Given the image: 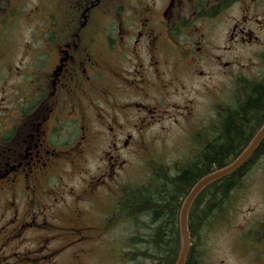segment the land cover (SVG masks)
<instances>
[{
  "label": "flooded vegetation",
  "instance_id": "obj_1",
  "mask_svg": "<svg viewBox=\"0 0 264 264\" xmlns=\"http://www.w3.org/2000/svg\"><path fill=\"white\" fill-rule=\"evenodd\" d=\"M37 2L28 17L0 0V264H55L99 237L118 221L134 162L149 161L151 176L155 163L178 173L245 87L264 84V0ZM17 23L29 37H9ZM216 76L233 89L227 98ZM260 116L224 162L249 146ZM155 125L186 137L158 160ZM240 168L239 190L257 180L263 206L242 211L236 248L243 264H264V135Z\"/></svg>",
  "mask_w": 264,
  "mask_h": 264
},
{
  "label": "trees",
  "instance_id": "obj_2",
  "mask_svg": "<svg viewBox=\"0 0 264 264\" xmlns=\"http://www.w3.org/2000/svg\"><path fill=\"white\" fill-rule=\"evenodd\" d=\"M261 113H264V84L251 83L234 109L226 112L215 139L191 163L176 174L157 164L147 182L123 186L119 200L120 223L129 222L133 227L128 244L144 246V249L136 246L132 252L123 253L125 259L136 257L139 264L143 260L149 264H175L181 248L179 213L184 198L201 177L225 167L238 156L224 162L241 149ZM240 171L241 168L210 182L191 203L187 213L191 244L184 264H202L205 232L221 224L233 192L240 188L241 179L236 176ZM107 226L112 225H104L99 230Z\"/></svg>",
  "mask_w": 264,
  "mask_h": 264
},
{
  "label": "rangeland",
  "instance_id": "obj_3",
  "mask_svg": "<svg viewBox=\"0 0 264 264\" xmlns=\"http://www.w3.org/2000/svg\"><path fill=\"white\" fill-rule=\"evenodd\" d=\"M13 3L20 5L19 12L31 17L37 11V0H11ZM13 38L22 39L31 30L30 24L17 23L9 28ZM256 64V63H255ZM256 67H252L250 71L244 69L243 75H255ZM215 86L217 93L222 92V97L227 98L231 92V88L226 81L215 78ZM221 88V89H220ZM224 100H222L223 102ZM163 123V122H162ZM161 123V124H162ZM148 134H151L153 139V154L148 152V155L154 156L156 160L163 159V155L169 151H176L177 147L186 140L183 130L177 127H168L165 130H160V126H153ZM146 159L134 162L130 168L131 182L130 184H141L146 182L149 177L148 163ZM72 186L75 180L70 182ZM257 180H251L246 191L237 190L233 193V197L229 206L233 205V210L229 214V219L226 226L223 224L214 226L205 232L204 250L202 264H243L241 251L236 248V243L240 237V224L242 211L249 208L258 211L262 206L260 192H257ZM228 206V207H229ZM132 225L129 222H122L114 228H102L103 235L96 240L86 241L79 250L81 253L78 256H71L77 248L75 244H71L64 255L58 256L55 259V264H139L137 258L125 259L123 253L132 252L135 247L144 249L141 244L132 247L131 243H127L129 237L133 233ZM82 251L84 254H82ZM142 261V260H141ZM141 264H149L148 260H143Z\"/></svg>",
  "mask_w": 264,
  "mask_h": 264
},
{
  "label": "water",
  "instance_id": "obj_4",
  "mask_svg": "<svg viewBox=\"0 0 264 264\" xmlns=\"http://www.w3.org/2000/svg\"><path fill=\"white\" fill-rule=\"evenodd\" d=\"M264 135V127L263 129L256 135V137L254 138V140L252 141L250 147L247 149L246 152H244L241 156H239L234 163H232L231 165L220 169L218 171H215L205 177H203L202 179L199 180V182L192 188V190L190 191V193L188 194V196L186 197L183 207L181 209V213H180V229H181V233H182V237H183V245H182V250L180 252L178 261L176 264H183L184 260L187 256L188 253V247H189V234H188V230H187V221H186V216H187V210L188 207L192 201V199L194 198V196L198 193V191L204 186L206 185L208 182L217 179L219 177H222L226 174H228L229 172H232L233 170H235L236 168H238L241 163L245 160V158L247 157V155L249 154V152L256 146V144L258 143V141L261 139V137Z\"/></svg>",
  "mask_w": 264,
  "mask_h": 264
}]
</instances>
